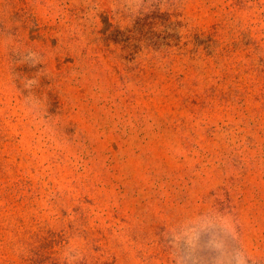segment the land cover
I'll use <instances>...</instances> for the list:
<instances>
[{
	"label": "rangeland",
	"instance_id": "374dc122",
	"mask_svg": "<svg viewBox=\"0 0 264 264\" xmlns=\"http://www.w3.org/2000/svg\"><path fill=\"white\" fill-rule=\"evenodd\" d=\"M0 264H264V0H0Z\"/></svg>",
	"mask_w": 264,
	"mask_h": 264
}]
</instances>
